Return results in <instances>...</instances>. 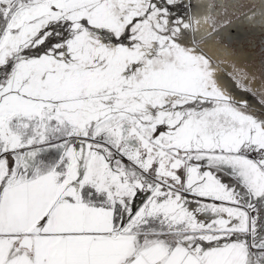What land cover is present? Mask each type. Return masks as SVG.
I'll use <instances>...</instances> for the list:
<instances>
[{"label": "snow or ice", "instance_id": "obj_1", "mask_svg": "<svg viewBox=\"0 0 264 264\" xmlns=\"http://www.w3.org/2000/svg\"><path fill=\"white\" fill-rule=\"evenodd\" d=\"M0 264H264V0H0Z\"/></svg>", "mask_w": 264, "mask_h": 264}]
</instances>
